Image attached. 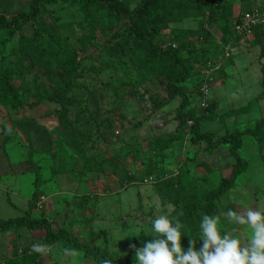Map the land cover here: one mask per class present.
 I'll return each instance as SVG.
<instances>
[{
	"label": "rangeland",
	"instance_id": "obj_1",
	"mask_svg": "<svg viewBox=\"0 0 264 264\" xmlns=\"http://www.w3.org/2000/svg\"><path fill=\"white\" fill-rule=\"evenodd\" d=\"M29 1L0 0V8L26 9ZM120 1L130 7L140 2ZM202 1L199 16L180 18L172 0L164 10L171 20L160 16L154 28L158 44L181 42L183 56L188 48L196 51L203 46L200 38L208 34L213 61L221 64V70L207 82L205 113L198 107L203 84V77L198 76L212 61L194 62L189 78L179 85L188 96L184 122L191 115L206 114L200 117V130L212 132L216 139L235 129H252L264 118V27L252 37L237 39L229 24L222 27L209 17L211 2L225 4L223 17L232 19L248 0ZM251 2L254 7L264 0ZM40 8V21L48 32L33 24L12 34L0 31V69L20 99L15 108L0 104V217L22 215L38 186L39 196L30 202L32 218L47 220L52 232L64 229L80 242L105 247L122 258L138 237L120 240L122 236L134 231L154 234L151 221L155 216L176 214L166 199L179 198L187 204L205 201L219 179L230 175L229 165L235 160L228 144L208 147L205 141L189 140L190 128L178 119L182 97H171L167 76L149 75L141 69L137 45L127 37L126 19L85 0H54ZM52 30L58 31L68 56L58 53L49 41ZM70 60L74 67L67 82V74L60 71ZM13 64L17 72L9 69ZM35 94L42 97L38 102ZM260 134L264 135V129ZM170 138L174 139L162 154L150 147ZM240 139L238 152L247 168L219 199L214 215L220 217L222 231L243 239L247 229L237 226L233 232V225L223 217L229 209H264V169L257 142L248 134ZM37 174L40 183L36 185ZM169 178L171 185H166ZM202 217L198 211L185 224L188 235L181 239L185 249L199 234ZM45 235L44 228H0V264H99L63 241L44 244ZM201 246L197 238L196 250Z\"/></svg>",
	"mask_w": 264,
	"mask_h": 264
},
{
	"label": "trees",
	"instance_id": "obj_2",
	"mask_svg": "<svg viewBox=\"0 0 264 264\" xmlns=\"http://www.w3.org/2000/svg\"><path fill=\"white\" fill-rule=\"evenodd\" d=\"M54 0H30L28 8L18 9L11 12L9 18L5 16L6 12L0 8V31L7 30L9 34L17 30H21L22 26L25 24H33L41 27V30L47 31L42 27L40 21L42 12L41 8L44 4L50 3ZM87 3L91 2L97 4L103 9H105L109 14L115 16L116 18L126 19L129 22L127 37L133 39L137 45V63H139L141 69L149 75H165L168 77V86L172 90L173 96H181V102L178 107V119L180 122L185 123L186 113L183 112L187 103L188 96L183 92V88L179 85L180 82L186 81L190 76V69L194 62L201 60V63L207 61H213L212 55V44L209 43L207 35L205 38L201 37L200 40L204 42L198 50L187 49V55L183 56L179 52V44L181 42L172 41L168 45L163 46L157 43L158 33L156 32L154 25H156L159 20V17L162 16L165 21L171 20V14L166 16L164 10L165 7L171 5L172 0H140V2L130 7L127 2L120 0H85ZM252 0H248L246 8L238 14L236 18L223 17V13L227 10L225 4L219 2H211L212 6L210 7L209 17L221 25L222 27L227 24L231 27V34L237 39L241 37L237 35L234 30V24L240 21L242 15L249 11L252 6ZM193 3V6H192ZM202 0H176V10L180 18L184 16H199L203 8ZM194 8V10H192ZM264 27L263 25L255 26L253 31L256 29ZM51 29V28H50ZM225 29V28H224ZM49 41L56 45V51L61 55L68 56L69 51L65 48V44L62 39L58 36L57 30H52L49 32ZM29 43V42H27ZM71 58V57H70ZM64 59V58H60ZM60 61V60H59ZM66 62L61 68L60 74L65 73L68 76L67 82L70 80L71 69L73 70L74 61ZM167 62L171 64L168 65ZM9 69H13L15 72L19 69L16 64L9 66ZM221 66L215 72L219 73ZM4 70L0 69V104L11 106L13 108L17 107L20 104V99L18 95L12 90L11 85L7 84V80L4 78ZM214 74V73H213ZM215 74V75H216ZM198 77L202 78L200 74ZM199 79V80H200ZM200 82V81H199ZM199 84V83H198ZM66 86V84H65ZM263 90H264V80H263ZM65 88V87H64ZM47 99H51L50 96H46ZM40 95L35 94V100L38 102V99H41ZM206 116L204 113L200 114L199 117L190 116V119L193 120V124L190 128V138L189 140L193 143L199 141L207 142L208 147H214L219 144H228L230 155L233 156L235 163L230 164L231 173L228 177H223L219 179L218 185L216 188L209 190L206 193L205 201H193L191 204L182 202L179 198L171 201V199H166L167 203H172L175 206L176 214L175 217L179 218L180 221L185 225L188 223L198 211L202 212L203 215H214L218 210L219 199L227 193V191L234 185L235 179L238 175L243 173L247 168V163L239 155L238 149L241 147L240 137L243 135H250L258 145L259 153L261 154V163L264 169V135H261L260 132L264 129V118L256 122L252 129L246 130H233L232 132L225 133L223 135L217 136L214 139V134L212 132H202L200 130V122L202 119L200 117ZM204 120V119H203ZM174 139V138H173ZM162 139L158 142L150 144V147L154 150L155 153L159 154L168 148L169 142L173 140ZM178 174V173H177ZM36 185L40 183V175H36ZM166 185H171L172 178L166 180ZM157 185H160L158 181L155 180ZM161 192L163 188H161ZM39 191L38 186L35 187L32 194V200L30 202L36 201L38 198ZM29 202L28 208L23 212L22 215L13 217V218H1L0 217V228L1 230L9 229H20L27 228L28 230H37L45 229L46 235L44 238V244H52L56 241H63L71 250L83 252L86 258L94 259L99 264H105L106 261H109L110 264H134L135 263V248L143 247L145 241L150 240L155 236V234H141L140 236L133 239L131 244L127 246L126 252L122 258L112 255L107 248H101L96 245H88L80 242L76 237L72 236L66 230L62 229L58 232H52L50 224L47 220L43 218H32L31 209L32 204ZM164 202V203H166Z\"/></svg>",
	"mask_w": 264,
	"mask_h": 264
},
{
	"label": "clouds",
	"instance_id": "obj_3",
	"mask_svg": "<svg viewBox=\"0 0 264 264\" xmlns=\"http://www.w3.org/2000/svg\"><path fill=\"white\" fill-rule=\"evenodd\" d=\"M160 205L157 204V208ZM233 225L247 229V236L230 235L220 228V217L203 215L199 224V234L189 240L185 249L182 236L188 235L186 226L175 216L161 214L151 221L153 238L144 242L143 247L135 248V264H264V209H229L223 217ZM140 236L137 232L126 236ZM197 238L202 246L196 250ZM40 250L39 246H34ZM105 264H110L106 261Z\"/></svg>",
	"mask_w": 264,
	"mask_h": 264
},
{
	"label": "built area",
	"instance_id": "obj_4",
	"mask_svg": "<svg viewBox=\"0 0 264 264\" xmlns=\"http://www.w3.org/2000/svg\"><path fill=\"white\" fill-rule=\"evenodd\" d=\"M264 24V2L258 6H251V9L245 12L240 21L234 24V30L242 39L249 38L253 36V29L255 26ZM221 66L219 62H207L204 65V70L202 71L203 84L200 87V95H199V108L202 112H206L209 107V92L210 87L207 82L211 81L212 74L217 71V69ZM209 80V81H208ZM210 84V83H209ZM193 124L192 119H188L186 121V126L189 128ZM116 134L119 133L118 130L115 131Z\"/></svg>",
	"mask_w": 264,
	"mask_h": 264
},
{
	"label": "crops",
	"instance_id": "obj_5",
	"mask_svg": "<svg viewBox=\"0 0 264 264\" xmlns=\"http://www.w3.org/2000/svg\"><path fill=\"white\" fill-rule=\"evenodd\" d=\"M4 10V9H3ZM14 9H12L11 11H6V10H4V11H6L7 13H11L12 11H13ZM25 132L27 131V130H24ZM40 140V139H39ZM11 172V169L10 170H8V171H2V172ZM24 172H27V174L28 173H31V172H29V171H23L22 173H24ZM30 178V177H29ZM32 183H33V181H32ZM12 192H14L13 190H12ZM14 194H15V192H14ZM31 197H32V194H31ZM31 197L30 198H28L27 200L29 201L30 199H31ZM23 199V198H22ZM28 201H27V205H28Z\"/></svg>",
	"mask_w": 264,
	"mask_h": 264
}]
</instances>
